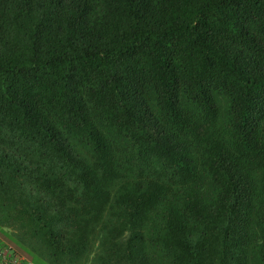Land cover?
I'll return each mask as SVG.
<instances>
[{
  "label": "trees",
  "instance_id": "trees-1",
  "mask_svg": "<svg viewBox=\"0 0 264 264\" xmlns=\"http://www.w3.org/2000/svg\"><path fill=\"white\" fill-rule=\"evenodd\" d=\"M0 236L264 264V0H0Z\"/></svg>",
  "mask_w": 264,
  "mask_h": 264
},
{
  "label": "crops",
  "instance_id": "crops-1",
  "mask_svg": "<svg viewBox=\"0 0 264 264\" xmlns=\"http://www.w3.org/2000/svg\"><path fill=\"white\" fill-rule=\"evenodd\" d=\"M28 260L0 236V264H25Z\"/></svg>",
  "mask_w": 264,
  "mask_h": 264
},
{
  "label": "built area",
  "instance_id": "built-area-1",
  "mask_svg": "<svg viewBox=\"0 0 264 264\" xmlns=\"http://www.w3.org/2000/svg\"><path fill=\"white\" fill-rule=\"evenodd\" d=\"M25 264H35V263L31 260H28Z\"/></svg>",
  "mask_w": 264,
  "mask_h": 264
}]
</instances>
